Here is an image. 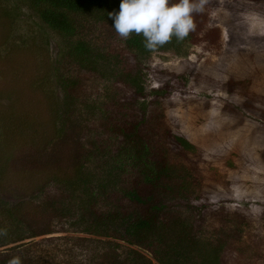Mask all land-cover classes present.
I'll return each mask as SVG.
<instances>
[{"label": "rangeland", "instance_id": "374dc122", "mask_svg": "<svg viewBox=\"0 0 264 264\" xmlns=\"http://www.w3.org/2000/svg\"><path fill=\"white\" fill-rule=\"evenodd\" d=\"M233 1L237 5L238 0ZM242 2L246 6L243 16L249 29L264 32V2ZM119 4L120 0H107L101 8L71 15L80 26V35L89 37L96 45L121 44L123 39L115 32L114 21L109 16L110 12L119 11ZM195 24V30L181 41L173 37L170 43L155 51L136 56L127 54L125 59L138 70L137 86L143 88L141 93L132 91L128 96L136 104L149 103L158 94L160 99L167 97V107L180 116V129L189 132L192 141L200 139L196 145L198 150L187 149L183 155L186 161H182L189 169L190 181L209 177L211 183L198 193L187 196L186 192L176 202L195 215L203 214L206 223L218 212L246 215L250 221L243 228L242 245L250 239L255 241L252 235L258 230L261 239L250 251L263 255L264 164L251 163L237 185H231L227 179L238 173V163L243 160L262 163L264 117L258 113L264 111V105L263 100L256 99L262 92L256 85L243 95L239 90L238 97L246 105L237 103L219 81L221 76L216 68L203 70L201 77L192 73V65L179 62L186 59L226 66L231 63L223 36L210 39L212 30L197 21ZM157 61L169 66L175 62V65L168 69L167 65L155 66ZM63 75L77 76L88 86L94 81L93 73L80 67L64 47L63 40L36 15L25 7L15 8L12 0H0V114L14 117V121H4L2 132L12 133L16 140V159L13 158L7 171L0 169V251L21 244L8 253L14 264H32L35 256L46 264L93 261L106 264L113 252L116 262H123L126 256L129 259L125 260L132 261L135 256L126 253L128 247H139L128 245L122 239L86 232L91 217L88 215L85 217L88 220L81 221V214L86 215L82 208L73 206L74 203L72 207L68 203L51 205L45 199L48 191H57L53 176L72 177L75 186L82 185V179L87 178V184L95 190L101 175L90 162L82 159L90 139L84 138L83 133L97 132L98 124L75 126L77 123H72L64 136L54 132L63 103L58 77ZM102 84L109 87L106 82ZM207 125L212 126L210 135H206ZM21 132L26 134L25 144L17 140ZM207 136L211 139L206 140ZM225 141V152L198 156L197 152L207 149V145L217 146ZM32 233L37 234L30 236ZM18 236L27 238L16 240ZM97 255L101 257L98 259ZM152 262L157 264L153 259Z\"/></svg>", "mask_w": 264, "mask_h": 264}, {"label": "trees", "instance_id": "16d2710c", "mask_svg": "<svg viewBox=\"0 0 264 264\" xmlns=\"http://www.w3.org/2000/svg\"><path fill=\"white\" fill-rule=\"evenodd\" d=\"M106 1L12 0L15 8L29 9L58 35L80 67L94 75L90 86L77 76L58 77L63 103L58 114L60 122L54 132L64 136L72 123H77L75 126L98 124L97 132L83 133L84 138L90 139L82 155V159L90 162L101 174L97 188L94 190L89 186L87 178L82 179V185L75 186L72 177L62 179L53 176V181H57L55 188L60 193L48 191L45 199L51 205L68 203L72 207L74 203L73 206L82 208L86 215L81 214L80 220H88L85 219L88 215L91 217L86 232L122 239L128 245L139 247H128L126 253L135 256L130 259L132 261L125 260L129 259L126 256L123 262H116V253L113 252L106 264H154L152 259L157 264H264V254L255 255L250 251V247L261 239L258 230L252 235L255 241L250 239L242 245V232L249 226V217L218 212L206 223L203 214L195 215L194 211L176 202L183 199L186 192L187 196L198 193L211 183L209 177L190 181L189 169L182 161L187 149L198 150L196 145L200 139L192 141L189 132L180 129V116L170 106L167 107V97L160 99L158 94L151 102L140 104L129 99L130 92L141 93L143 88L137 86L138 70L125 57L127 54L147 53L142 35L134 33L116 45L109 42L96 45L89 37L80 35V26L71 15L101 8ZM244 7L242 0H238L237 5L233 0H207L204 12L194 14L197 24H205L212 30L210 39L223 36L225 48L231 56L229 66L186 59L179 62L192 65V73L201 77L203 70L216 68L221 76L219 81L237 103L245 104L244 99L238 97L239 90L243 95L255 85L260 86L262 93L256 99L263 100L264 105V32L249 29L243 16ZM154 65L167 64L157 61ZM174 65L175 62L167 65L168 69ZM103 82L109 87H104ZM258 114L264 117V111ZM6 120L14 121V117L0 114V169L7 171L13 158L16 159V140L12 133L2 132ZM210 128L212 126L207 125L206 135H210ZM24 135L21 132L17 140L25 144L27 139ZM209 137L206 140L211 139ZM226 144L227 141L217 146L206 144L208 148L197 154L201 157L221 154L225 152ZM261 152L262 163L253 159L239 162V174H235L240 179L232 174L228 176V182L237 185L251 163L264 164V148ZM24 238L27 237L18 236L16 240ZM19 246L22 245L0 251V264H14L8 253ZM33 261L32 264H46L36 256ZM94 263L100 262L88 264Z\"/></svg>", "mask_w": 264, "mask_h": 264}, {"label": "clouds", "instance_id": "9594fccd", "mask_svg": "<svg viewBox=\"0 0 264 264\" xmlns=\"http://www.w3.org/2000/svg\"><path fill=\"white\" fill-rule=\"evenodd\" d=\"M207 0H120L119 11L109 13L122 39L142 35L144 47L155 51L172 41L185 39L195 30L194 14L204 12Z\"/></svg>", "mask_w": 264, "mask_h": 264}]
</instances>
